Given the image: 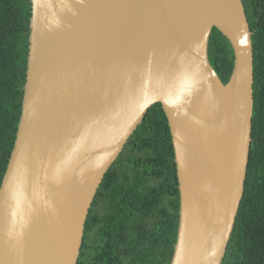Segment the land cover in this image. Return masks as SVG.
I'll return each instance as SVG.
<instances>
[{
	"label": "water",
	"instance_id": "95a60500",
	"mask_svg": "<svg viewBox=\"0 0 264 264\" xmlns=\"http://www.w3.org/2000/svg\"><path fill=\"white\" fill-rule=\"evenodd\" d=\"M22 109L0 185V264H77L106 171L160 103L179 219L170 264H220L243 195L253 113L243 0H30ZM216 27L233 50L223 83Z\"/></svg>",
	"mask_w": 264,
	"mask_h": 264
},
{
	"label": "trees",
	"instance_id": "16d2710c",
	"mask_svg": "<svg viewBox=\"0 0 264 264\" xmlns=\"http://www.w3.org/2000/svg\"><path fill=\"white\" fill-rule=\"evenodd\" d=\"M253 51V113L243 195L220 264H264V0H243ZM30 0H0V185L22 109ZM210 64L225 83L233 66L228 39L213 27ZM179 190L169 125L151 105L104 174L87 219L77 264H170Z\"/></svg>",
	"mask_w": 264,
	"mask_h": 264
}]
</instances>
